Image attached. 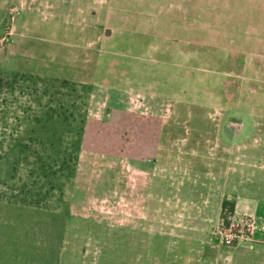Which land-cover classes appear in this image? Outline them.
Listing matches in <instances>:
<instances>
[{
    "label": "rangeland",
    "instance_id": "rangeland-1",
    "mask_svg": "<svg viewBox=\"0 0 264 264\" xmlns=\"http://www.w3.org/2000/svg\"><path fill=\"white\" fill-rule=\"evenodd\" d=\"M0 80V262L151 264V159L264 128V0H0Z\"/></svg>",
    "mask_w": 264,
    "mask_h": 264
},
{
    "label": "crops",
    "instance_id": "crops-1",
    "mask_svg": "<svg viewBox=\"0 0 264 264\" xmlns=\"http://www.w3.org/2000/svg\"><path fill=\"white\" fill-rule=\"evenodd\" d=\"M248 118L246 131L234 135L224 129L229 136L226 145L215 139L209 147L203 148L195 146L199 143L197 140L194 145L180 144L178 156L169 159L165 156L163 161L151 159V200L162 195L163 215L167 217L166 224L161 227L163 230L151 233V264H264V162L257 170L248 166L250 171L245 178L241 174L233 181L224 182L220 178L221 170L231 169L230 164L235 163L237 157L253 158L254 154H260L264 158V128L262 125L255 128L252 117ZM237 136H247L255 143L263 139V143L242 147L235 144ZM242 151L245 154L236 153ZM188 153L194 154L197 161L187 160ZM205 160L211 167L204 166ZM224 201L233 205L238 217L250 222L247 240L224 245L211 235L212 228L220 221ZM5 222L0 224L2 231L10 229ZM3 237L5 240L8 236ZM21 244L0 241L1 257L8 254L6 247H22ZM32 244L36 253L43 248ZM48 244L52 264H60V244Z\"/></svg>",
    "mask_w": 264,
    "mask_h": 264
},
{
    "label": "built area",
    "instance_id": "built-area-1",
    "mask_svg": "<svg viewBox=\"0 0 264 264\" xmlns=\"http://www.w3.org/2000/svg\"><path fill=\"white\" fill-rule=\"evenodd\" d=\"M250 222L246 218L238 217L233 210L223 208L215 234L218 241L224 245H233L236 242L247 240L249 237Z\"/></svg>",
    "mask_w": 264,
    "mask_h": 264
},
{
    "label": "trees",
    "instance_id": "trees-1",
    "mask_svg": "<svg viewBox=\"0 0 264 264\" xmlns=\"http://www.w3.org/2000/svg\"><path fill=\"white\" fill-rule=\"evenodd\" d=\"M0 82H1V80H0ZM74 87V86H73ZM75 88V87H74ZM72 89V88H71ZM80 141V140H79ZM222 206H223V208H226L227 209V207H229L230 208V210H233V205L232 204H230L228 201H224L223 202V204H222Z\"/></svg>",
    "mask_w": 264,
    "mask_h": 264
}]
</instances>
